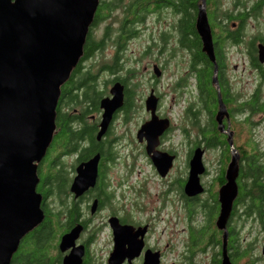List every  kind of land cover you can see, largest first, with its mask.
<instances>
[{"label": "flooded vegetation", "instance_id": "af4514ba", "mask_svg": "<svg viewBox=\"0 0 264 264\" xmlns=\"http://www.w3.org/2000/svg\"><path fill=\"white\" fill-rule=\"evenodd\" d=\"M98 2L83 48L87 58L64 96L61 89L58 105L69 135L83 140L60 156L48 150L38 166L37 192L54 169L66 172L61 198L38 192L44 220L35 230L50 218L62 231L47 262L64 264L81 253V264H264V175L255 188L243 176L249 160L264 174V0ZM105 100L120 106L98 139ZM149 102L169 125L155 149L164 155L163 170L172 159L166 175L140 135L154 117ZM58 121L57 113L56 130ZM83 152L91 154L80 160ZM96 156V184L76 196L77 169ZM195 156L202 193L189 196ZM234 156L237 196L219 229ZM45 229L54 230L53 223ZM77 229L73 246L62 251V238Z\"/></svg>", "mask_w": 264, "mask_h": 264}, {"label": "water", "instance_id": "95a60500", "mask_svg": "<svg viewBox=\"0 0 264 264\" xmlns=\"http://www.w3.org/2000/svg\"><path fill=\"white\" fill-rule=\"evenodd\" d=\"M98 0H0V264H11L23 239L44 220L38 166L45 158L56 133L57 108L62 87L83 57L89 28ZM208 38V35H206ZM120 106L102 102L101 139ZM155 113V104H148ZM155 116L142 129L148 154L161 175L171 167H159L163 154L155 151L159 136L168 128ZM100 157L77 169L72 186L76 196L94 187ZM238 157L228 170V184L221 192L219 229L232 210L237 196ZM200 157L191 162L186 193H202ZM79 229L65 235L62 251L70 249ZM81 253H72L64 264H81ZM224 264H229L226 260Z\"/></svg>", "mask_w": 264, "mask_h": 264}, {"label": "trees", "instance_id": "16d2710c", "mask_svg": "<svg viewBox=\"0 0 264 264\" xmlns=\"http://www.w3.org/2000/svg\"><path fill=\"white\" fill-rule=\"evenodd\" d=\"M87 58L84 57L81 62L85 61ZM73 79V76L71 80ZM63 89V96L68 91V84L64 85ZM77 99L78 97H74ZM75 101H72L74 103ZM76 104V103H75ZM62 112L61 108L57 109L58 113V124L56 134L54 136L52 145L50 146L49 150H55V152H59V156L61 154L66 153L70 149L69 147H73V140L75 143H78L83 140V136L81 134H70L67 130L66 120L67 118L62 116L60 113ZM63 127V128H61ZM68 149V150H67ZM66 150V151H65ZM91 154V153H90ZM89 153L83 152L80 160L86 159L90 156ZM50 163V162H49ZM54 178L50 180L42 179V184L40 185V189L38 190L39 193L42 191L47 196L48 194H54L55 197H62V195L66 192V172L64 168H61L59 171L57 169L53 170ZM263 172L260 171V168L254 161L249 160L247 173H243V176L253 179L252 187L255 188L257 183V179L259 180L263 176ZM252 188V190H253ZM244 191V188H243ZM53 195V196H54ZM57 197V198H58ZM50 222L53 223L54 230L45 229L47 225H50ZM44 227V228H43ZM40 229L35 230L32 234L27 235L21 242L17 253L15 254L12 264H53V260L51 262H47L49 259L48 257H54L55 255V247H56V239L61 234L60 228H58L57 223L55 220H50V218L46 220L44 226ZM55 244V245H54Z\"/></svg>", "mask_w": 264, "mask_h": 264}, {"label": "rangeland", "instance_id": "374dc122", "mask_svg": "<svg viewBox=\"0 0 264 264\" xmlns=\"http://www.w3.org/2000/svg\"><path fill=\"white\" fill-rule=\"evenodd\" d=\"M65 164H66V166L68 167L69 165H71L72 163H71V159H67L66 161H65ZM137 168H139V170H142L143 172H144V174L146 175V176H149V174H151V169L146 165V164H144V163H140L139 165H137ZM118 170V168L117 169H115L114 170V172H113V177H116L117 176V174H116V171ZM151 176V175H150ZM116 182L115 181H113V184H115ZM128 184V183H127ZM251 244V248H254L255 246L254 245H252V243H250ZM260 252H261V249H260ZM259 255V252L258 251H255L254 252V254H253V256L252 257H256V256H258Z\"/></svg>", "mask_w": 264, "mask_h": 264}]
</instances>
